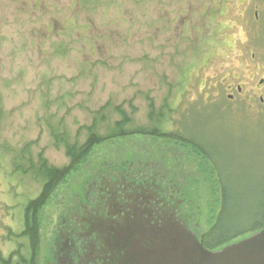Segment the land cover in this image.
Here are the masks:
<instances>
[{
    "label": "rangeland",
    "instance_id": "374dc122",
    "mask_svg": "<svg viewBox=\"0 0 264 264\" xmlns=\"http://www.w3.org/2000/svg\"><path fill=\"white\" fill-rule=\"evenodd\" d=\"M262 80L264 0H0V264L111 263L94 230L145 218L152 193L124 191L123 220L83 206L100 188L112 198L121 174L152 178L204 237L221 193L198 146L237 199L264 185ZM91 136L105 140L36 211L34 255L23 231L39 158L64 169L65 142Z\"/></svg>",
    "mask_w": 264,
    "mask_h": 264
},
{
    "label": "water",
    "instance_id": "95a60500",
    "mask_svg": "<svg viewBox=\"0 0 264 264\" xmlns=\"http://www.w3.org/2000/svg\"><path fill=\"white\" fill-rule=\"evenodd\" d=\"M110 226H104L105 233L94 230L102 251L112 255L110 264H264V226L215 251L168 212L158 221L139 217Z\"/></svg>",
    "mask_w": 264,
    "mask_h": 264
},
{
    "label": "trees",
    "instance_id": "16d2710c",
    "mask_svg": "<svg viewBox=\"0 0 264 264\" xmlns=\"http://www.w3.org/2000/svg\"><path fill=\"white\" fill-rule=\"evenodd\" d=\"M104 140L101 137L96 138L95 136H91L80 146L65 142V152L69 159V165L61 170L49 167L40 156L38 171L39 174L45 177V180L39 195L30 201L25 208L23 231L25 235L29 236L34 255L38 249L37 209L46 202L52 191L65 180L66 176L84 162L91 148ZM195 142H192V144L198 146ZM198 148H200L198 150L203 154L205 159L212 164L219 177L221 209L214 226L203 238L204 247H209V250L215 251L262 229L264 226V185L258 191L254 190L249 194L245 193L244 198L237 199L235 191L238 193V190L233 187L228 188L223 177L225 170L221 168L216 158L204 147L198 146ZM242 219H245L249 226L239 231H234ZM4 262L8 264V261Z\"/></svg>",
    "mask_w": 264,
    "mask_h": 264
},
{
    "label": "flooded vegetation",
    "instance_id": "af4514ba",
    "mask_svg": "<svg viewBox=\"0 0 264 264\" xmlns=\"http://www.w3.org/2000/svg\"><path fill=\"white\" fill-rule=\"evenodd\" d=\"M260 85H264V80L260 82ZM238 92H240V88H238ZM230 99H232V96H229ZM260 102L264 103V97H260ZM121 177H117L114 179L116 182L114 183L115 190L112 191L110 194L112 195V198H108V193L103 192V188H100L99 191L95 193L97 197H95V203L92 204V199L89 200L87 203V206H83L84 213L90 214V216H95V218L100 219H122L123 216H128V208H129V198L125 197L126 193L124 191H127L128 189L134 190L137 188H140L143 190V188H147L150 193H152V198H148L145 203L148 204V208H150V212L146 213L145 220H155L158 221L159 219L163 218L166 213H171L177 220L184 223L193 233L196 234V230L193 226L189 224L190 216L187 215L186 209L183 205L182 201H170V199L165 198L164 196H161L162 188L159 185H151V180L149 176L134 179L130 176V174H121ZM109 176V175H108ZM109 178V177H107ZM151 179V180H150ZM110 181V179H108ZM113 179L111 178V182L113 184ZM153 181V180H152ZM149 188H152L150 191ZM134 193L132 194V197H134ZM138 196V194H137ZM161 196V197H160ZM172 198V197H171ZM92 204V205H91ZM113 204H117L115 209L110 210V205L113 206ZM114 207V206H113ZM92 216V217H93ZM86 220H88L86 218ZM197 235V234H196ZM95 238L98 237L95 235ZM72 241V240H71ZM73 241V247H74ZM97 244L101 247L102 243L96 241ZM99 247V248H100ZM59 252L57 254H61L64 252V250L58 249ZM75 251V250H74ZM75 253V252H74ZM65 255V253H64ZM77 256V254H76ZM79 256V255H78ZM106 258V257H105ZM59 259V258H58ZM71 260V259H70ZM97 263H103L107 264V262H102L99 259L96 260ZM95 264V263H94ZM110 264V262H109Z\"/></svg>",
    "mask_w": 264,
    "mask_h": 264
}]
</instances>
